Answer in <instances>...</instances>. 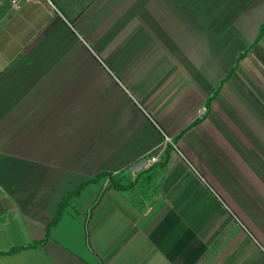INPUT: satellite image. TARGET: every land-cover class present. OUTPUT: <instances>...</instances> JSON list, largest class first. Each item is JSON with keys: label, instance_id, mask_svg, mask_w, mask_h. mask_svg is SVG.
<instances>
[{"label": "crops", "instance_id": "crops-1", "mask_svg": "<svg viewBox=\"0 0 264 264\" xmlns=\"http://www.w3.org/2000/svg\"><path fill=\"white\" fill-rule=\"evenodd\" d=\"M263 24L264 0H0V264H264Z\"/></svg>", "mask_w": 264, "mask_h": 264}, {"label": "built area", "instance_id": "built-area-1", "mask_svg": "<svg viewBox=\"0 0 264 264\" xmlns=\"http://www.w3.org/2000/svg\"><path fill=\"white\" fill-rule=\"evenodd\" d=\"M205 110V106L200 109V114ZM167 139V138H166ZM160 160V157L156 153L148 152L141 156L133 165L130 166L129 171L135 174L141 170H145L156 164Z\"/></svg>", "mask_w": 264, "mask_h": 264}, {"label": "trees", "instance_id": "trees-1", "mask_svg": "<svg viewBox=\"0 0 264 264\" xmlns=\"http://www.w3.org/2000/svg\"><path fill=\"white\" fill-rule=\"evenodd\" d=\"M263 29H264V24H263L262 27H261V32L263 31ZM109 177H110V186H111V187L122 188V186L119 184L118 180L115 179L114 176L109 175ZM123 187H124V186H123ZM77 191H79V190H76V191H74V192H70V193L66 194V195L62 198L61 202H60L59 205H58L57 212H56V214L54 215V217L52 218L50 224L48 225V228L51 227V226H53V225H55V224L58 222V220H59V218H60V215H61V213H62V211H63L64 204H65L66 202H68V200H69V198L71 197V195H74ZM20 248H21V247H14V248L8 250V251L5 252V253H13V252H15L16 250H18V249H20Z\"/></svg>", "mask_w": 264, "mask_h": 264}, {"label": "rangeland", "instance_id": "rangeland-1", "mask_svg": "<svg viewBox=\"0 0 264 264\" xmlns=\"http://www.w3.org/2000/svg\"><path fill=\"white\" fill-rule=\"evenodd\" d=\"M128 174H129L130 177H127L126 180H125V182H127V181H133V177H134L136 174H130V173H128ZM115 178H117V176H115ZM117 180H118V179H117Z\"/></svg>", "mask_w": 264, "mask_h": 264}]
</instances>
